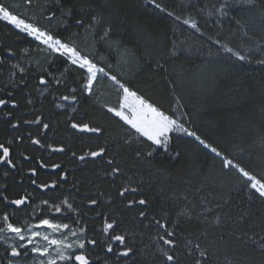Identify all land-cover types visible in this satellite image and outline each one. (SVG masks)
Segmentation results:
<instances>
[{"label":"trees","instance_id":"16d2710c","mask_svg":"<svg viewBox=\"0 0 264 264\" xmlns=\"http://www.w3.org/2000/svg\"><path fill=\"white\" fill-rule=\"evenodd\" d=\"M156 2L174 15L160 11L151 0H61L59 5L54 0H32L31 5L21 0L26 12L13 13L46 27L63 42L74 43L92 54L93 61L100 65L103 63L99 56L108 52L105 56L112 58L116 50L118 58L112 60L121 63L124 53L127 70L121 82L168 114L174 115L175 108L181 113L179 120L208 144L258 177L264 175V67L223 54L221 45L215 43L220 40L232 46L227 43L235 44L234 39L244 40L243 35L251 33L264 43V0H256L255 6L235 4L225 20L217 19L213 8L220 0ZM53 12L55 17L49 20ZM93 16L100 20L89 31ZM189 16L198 22L203 35L182 23ZM77 20H82L83 25ZM106 29H110L107 42L100 39ZM44 48L0 21V56L5 58L0 63V96L17 103V107H8L5 112L0 109V138L12 141L13 154L21 163L20 174L15 168L2 166L0 186L4 187H0V193L9 200L31 194V203L23 211L2 198L0 210L29 213L35 209L40 213L46 209L43 200L51 198L50 203L60 204L68 199L78 211L67 215L78 217L87 229V237L97 241L95 246L86 244L93 264H162L153 216L177 226L176 240L183 264H195L199 258L194 250L196 243L208 248L209 264H264L259 248L240 239L242 231L257 240L264 236V201L251 195L239 175L179 136H172L167 151L160 149L150 158L137 159L135 152L141 148L143 138L132 136L133 130L91 96L78 92L75 103L60 99L70 95L71 88H80L81 73L74 69L64 73L69 66L57 54L49 56ZM9 49L14 55L8 54ZM24 49L29 53L25 54ZM17 64L26 71L20 73L13 68ZM42 69L62 79L59 85L50 82L43 94L40 89L45 86L38 82ZM60 104L64 107L57 106ZM37 116L49 124L48 129L24 123ZM17 122L19 127L13 128ZM73 122L90 123L103 132L81 133L71 128ZM32 139H40L44 147L33 144ZM126 140L135 142L125 143ZM61 146L65 152L52 151ZM101 146L107 148L105 156L79 159ZM143 148L146 150L147 144ZM110 159L121 167L123 175H111L107 163ZM53 164L61 167L53 169ZM32 168L37 170L35 177L27 173ZM65 173L67 179L62 180ZM33 179L42 184L56 181L57 188L38 190L32 185ZM126 180L140 188L139 196H118ZM90 198L99 203L91 205ZM139 198L149 201L147 209L125 207L127 199ZM141 210L149 213L147 219L139 217ZM241 216L245 217L243 222ZM105 218L118 225L109 236L125 234L126 245L134 248V254L116 255L122 246L103 234ZM56 219L76 228L64 215ZM107 243H113L112 253L106 252ZM0 248L2 251L3 245Z\"/></svg>","mask_w":264,"mask_h":264},{"label":"snow or ice","instance_id":"6c2138e0","mask_svg":"<svg viewBox=\"0 0 264 264\" xmlns=\"http://www.w3.org/2000/svg\"><path fill=\"white\" fill-rule=\"evenodd\" d=\"M54 2L59 5L61 0H54ZM255 2L256 0H220L219 5H213V8L216 9V13H218L220 17H228L230 9L235 6V4L255 6ZM26 3L31 5L32 0H26ZM151 3H153L160 11L167 12V9L157 3L156 0H151ZM200 11H204V9H200ZM167 14L169 16L174 15L172 12H167ZM209 14L211 15L212 13ZM68 15H71L70 11ZM54 17L55 13L53 12L48 16V19L51 20ZM91 19L93 23L89 24V31L93 28L94 23H98L100 20L97 16H93ZM175 19L181 20V17L175 16ZM0 20L7 21L9 24L14 25L15 28L39 42V45L45 46L44 50L48 52L49 56L57 54L58 57L64 61L65 65L69 66L63 69L64 73H68L73 69L81 73V80L78 82L80 88H71V94L61 96V100L75 103L79 100L78 92L86 97L93 96L94 85L98 82L101 76L114 82L117 86L118 93L120 94L118 96V104L113 107H108L107 111L119 118L123 124L133 130L131 133L132 136L137 139L143 138L140 139L141 148L135 152L137 159L142 156L150 158L160 149L167 151L173 133H182L183 135L192 137L212 153H215L217 156L221 155L216 147L208 144L197 134L196 131L189 130V128H187L180 120L176 119L174 115L166 113L159 106L141 95L138 90H134L129 87L127 83L121 82L117 75H113L110 71L106 70V68L110 66H99L87 53L78 49L74 43L63 42L46 27H42L38 23L27 22L25 18H21L19 15L14 14L4 3H0ZM76 23L83 25L82 20H77ZM182 23L190 26L201 35L204 34L198 22L191 16L183 19ZM109 32L110 29L104 30L100 39L107 42ZM209 39H211V37H209ZM215 43L221 45L225 52L231 53L238 60L250 62L248 56L241 54L239 51H235L231 47L221 44L220 40H216ZM23 51L25 54L29 53V49H24ZM8 54L14 55L10 49L8 50ZM4 59V56H0V63H3ZM257 62L264 64V59ZM13 68L18 69L20 73L26 71L24 67H20L18 64L13 65ZM12 75L14 76L15 73L13 72ZM20 82H23V80L21 79ZM38 82L40 85L45 86L40 89L41 94H43L50 82L59 85L61 84L62 79L56 77L53 73L42 69L41 74L38 77ZM9 103H11L12 107H17L15 100L10 101L7 99H0V108L5 107ZM29 103L31 104L32 101L29 100ZM57 106L64 107L63 104ZM73 111H75V109H73ZM24 123L37 124L43 129L49 128V124L43 123V118L41 116H37L34 120H25ZM70 126L72 129L81 133H94L100 135L103 132L101 127L86 122H73ZM12 127L18 128L19 122L12 124ZM29 136H31V134H29ZM31 142L35 145L44 147L40 139H32ZM130 142L135 141H125V143ZM11 143L12 141H9V144ZM144 144H147L146 150L143 148ZM52 151L63 153L65 152V148L63 146L55 147L52 148ZM106 153L107 148L101 146L97 150L88 151L84 155L79 156V159L83 161L88 157H103ZM72 155L75 156L76 153L73 152ZM176 155L179 156V153H176ZM25 159H29V157H25ZM107 163L111 166V175H123V170L114 159L108 160ZM2 164H7V166L13 169L16 168V164H14L11 159L10 148L5 146V144L0 143V165ZM224 164L226 167H235L243 177V180L241 181L243 186L251 190V195H257L262 201H264V175L258 177L244 167H241L239 164H233L232 160L225 159ZM41 166L47 167L43 164ZM51 167L53 169H58L61 165L53 164ZM30 172L33 177L37 175V170L35 168L30 169ZM5 175H7V173H5ZM61 179H67V173L62 175ZM31 182L44 190H54L57 188L56 181H52L50 184H37V180L33 179ZM140 191L141 190L138 186L133 187L130 185V182L126 180V183L121 185L120 189H118L117 194L122 198L126 197V194H135L136 196H139ZM30 195L31 194L29 193L21 195L19 198L9 200L7 196L0 193V198L8 204L14 205L17 211H23L24 206L31 203ZM50 199L42 201V203L47 206V211L51 213H64V219L72 220L73 223L76 224V228L74 229L70 223L56 222L54 219L46 217L40 218L36 223H30L28 220H24L20 224H14L12 219H10V215L14 217L15 213H4L0 216V234H2L0 235V241L8 245L5 249L7 256L4 258L7 260V264H93V260L90 259L87 252L86 244L95 246L97 241L87 237V229L83 224L79 223L78 217L73 218L67 215L69 212L76 213L78 211L77 208H75L73 203H70L68 199L62 200L60 204L50 203ZM89 203L91 205H97L99 201L90 198ZM137 206L142 209H147L149 201L146 198L127 199L125 205L126 208L131 210ZM31 214L33 216L36 215V210L33 209ZM148 215L149 213L144 210L139 212V217L141 218L147 219ZM239 219L240 222H243L245 217L241 216ZM152 222L157 228V250L162 258V264H183L182 256L178 252V242L176 240L177 226L175 224H169L166 218L162 222L161 219H156L155 216L152 217ZM216 222L219 223V220ZM117 226L115 220L108 222L107 218H105L103 234L111 241L119 242V245L122 246V250L117 251V256L129 257L131 254H134L135 250L133 247L126 245V235L114 234L109 236L110 230H113ZM8 234L12 235L9 237ZM69 237H75L76 239L71 240ZM9 239L14 240V243L8 244ZM240 239L243 243L250 241L252 244H255L259 248L261 255H264V236H261L260 239L257 240L253 236H249L247 232L242 231ZM194 250L198 252L199 256V258L195 260V264H209L211 253L208 248L202 247L200 243H196L194 245ZM106 252H113V243H107ZM229 264H232V262L230 261Z\"/></svg>","mask_w":264,"mask_h":264},{"label":"rangeland","instance_id":"374dc122","mask_svg":"<svg viewBox=\"0 0 264 264\" xmlns=\"http://www.w3.org/2000/svg\"><path fill=\"white\" fill-rule=\"evenodd\" d=\"M0 3H4L6 6L9 7V9L11 11L18 12V13L20 11L26 12V11L22 10V8H21V0H0ZM237 6L239 7V4H237ZM245 6H247V5H245ZM216 15L218 16L217 19H219V20L227 19V17H220L218 15V13H216ZM21 18H23V17H21ZM212 19H213V17H212ZM5 22L8 23L7 21H5ZM27 22H29V21H27ZM12 27L17 32L28 36L26 33H23L19 29L15 28L14 25H12ZM243 36H244V40H242V38L234 39V41H237V42H235V44H232V43L228 42L227 45H232V46H228V47H231L235 51H239L241 54L248 56L250 58L251 64L257 65V66L259 65V66L264 67V64H260V63L257 62L259 60L264 59V50H263L264 43L261 40L258 41L257 39H255V36L252 33L249 34V36H245V35H243ZM29 38L33 39L32 37H29ZM238 41H240V43ZM247 43H248V45H247ZM175 44L176 43H174V45ZM222 44H224V43L222 42ZM219 49H220L221 53L235 57L231 53L225 52L222 47H220ZM113 51H114L113 55L111 54L112 58H108L107 56H105L108 52L105 53V55H103V56H99V57H101L100 58L101 60H99V61L102 62L104 65L103 64L100 65L98 63L97 64L99 66H110V67H107L106 70L110 71V73L113 74V75H117V77L119 79L120 78H126V71L125 70H127V69H125L126 67H125V62H124V53H123L122 62L121 63L120 62L115 63L114 60H112V59L113 58L117 59L118 58V53H117L116 50H113ZM88 55L91 58L92 54H90L88 52ZM95 55L96 54H94V56ZM95 58H97V57H95ZM247 62L249 63V61H247ZM93 91H94V95L91 96V97L94 99V101L96 103L101 104L106 109L108 107H113V106H116L118 104V96L120 94L118 93L117 86L110 79L101 76L99 78L98 82L94 85ZM173 112H174V117L179 120V117H181V113L178 112L177 110H175V108H174ZM172 136H179L182 139H185V140H187L189 142H192V143L198 145L203 150H206L207 152H209L214 158H216L217 160L221 161L223 166L225 167V169L233 171L234 173H236L237 175H239L243 179V177L240 175V173L237 171V169L235 167H226L225 166V164H224L225 159L232 160L233 164H237V163L234 161V159L229 158L227 155L223 154L221 151L218 150L221 153V155L217 156L215 153H212L209 149H206L202 145H200L199 142L196 141L195 139H193L192 137L183 135L182 133H173ZM248 171H250V170H248ZM250 172L254 174V172H252V171H250ZM4 213L12 214L14 212H9V211L5 212L3 210H0V216H2ZM31 213H32V211H30L29 213H26V212L15 213L14 217L10 215V219H12V222L14 224H20L24 220H28L30 223H36L42 217L52 218L49 215L51 212H48L47 208L44 211L40 212V213L36 212V215H34V216ZM60 216L61 215H59V217ZM52 219H54V218H52ZM54 221L63 222L60 219H54ZM0 235H2V234H0ZM11 235L12 234H8L9 237ZM69 239L74 240L76 238L75 237H69ZM11 243H14V240L9 239L8 240V244H11ZM0 244L3 245V250L2 251H1V248H0V258H2L0 260V264H7V260L4 259L7 256V253L3 252V251L8 247V245L4 244L2 241H0Z\"/></svg>","mask_w":264,"mask_h":264},{"label":"flooded vegetation","instance_id":"af4514ba","mask_svg":"<svg viewBox=\"0 0 264 264\" xmlns=\"http://www.w3.org/2000/svg\"><path fill=\"white\" fill-rule=\"evenodd\" d=\"M0 21H3V20H0ZM3 22H5V21H3ZM7 24H9V23H7ZM10 26H12L11 24H9ZM13 28V27H12ZM14 29V28H13ZM0 99H4L2 96H0ZM8 107H12V105H11V103H9L8 105H6L5 107H3V108H0V109H4V112L7 110V108ZM0 143H3V144H5V146H7V147H9L10 148V153H11V159L13 160V163L14 164H16V168H15V170L17 169V171H18V173L20 174V162L18 161V159H17V156H15V154H13V151H12V149H11V144H9V141H4V140H2L1 138H0ZM23 159L24 160H28V159H25V156H23ZM5 164H2V165H0V169L2 168V166H4ZM7 165V164H6ZM29 175H31V172H30V169L28 170V172H27ZM51 183V182H50ZM49 183V184H50ZM37 184H42V183H38L37 182ZM36 189H38V190H41V191H46V190H44V189H41V188H39V187H37V185H34V184H32ZM48 190H52V189H48ZM45 208H47V206L45 205ZM42 211H44V210H42ZM53 213H50L49 215L52 217V218H54V219H56V218H58L59 217V215H64V213H60L59 215H56V216H53L52 215Z\"/></svg>","mask_w":264,"mask_h":264},{"label":"water","instance_id":"95a60500","mask_svg":"<svg viewBox=\"0 0 264 264\" xmlns=\"http://www.w3.org/2000/svg\"><path fill=\"white\" fill-rule=\"evenodd\" d=\"M59 214H60V213H53L52 215H53V216H56V215H59Z\"/></svg>","mask_w":264,"mask_h":264}]
</instances>
